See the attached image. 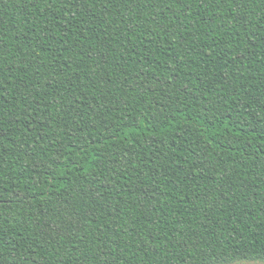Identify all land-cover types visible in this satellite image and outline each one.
Listing matches in <instances>:
<instances>
[{
	"label": "trees",
	"instance_id": "1",
	"mask_svg": "<svg viewBox=\"0 0 264 264\" xmlns=\"http://www.w3.org/2000/svg\"><path fill=\"white\" fill-rule=\"evenodd\" d=\"M264 262V0H0V264Z\"/></svg>",
	"mask_w": 264,
	"mask_h": 264
},
{
	"label": "rangeland",
	"instance_id": "2",
	"mask_svg": "<svg viewBox=\"0 0 264 264\" xmlns=\"http://www.w3.org/2000/svg\"><path fill=\"white\" fill-rule=\"evenodd\" d=\"M235 264H264V262H238Z\"/></svg>",
	"mask_w": 264,
	"mask_h": 264
}]
</instances>
